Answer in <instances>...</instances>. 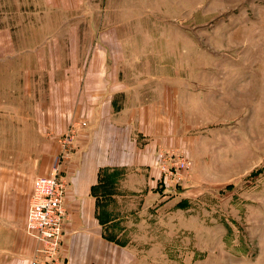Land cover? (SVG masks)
I'll use <instances>...</instances> for the list:
<instances>
[{"label":"rangeland","instance_id":"1","mask_svg":"<svg viewBox=\"0 0 264 264\" xmlns=\"http://www.w3.org/2000/svg\"><path fill=\"white\" fill-rule=\"evenodd\" d=\"M101 50L123 53L120 80L174 95L179 118L153 196L107 207L132 264H264V0H0V199L13 174H47L72 152L59 139L82 125L42 131L46 147L28 112L87 87Z\"/></svg>","mask_w":264,"mask_h":264},{"label":"crops","instance_id":"2","mask_svg":"<svg viewBox=\"0 0 264 264\" xmlns=\"http://www.w3.org/2000/svg\"><path fill=\"white\" fill-rule=\"evenodd\" d=\"M123 56L101 50L99 60H91L100 64L91 71L87 87L74 88L55 104L52 97H43V103L34 101L28 112L33 116L31 131L41 135L42 131L61 134L74 123L86 122L75 131L72 152L59 164L60 176L66 180L62 264L133 263V249L109 233L110 224L121 218L110 215L107 207L144 204L150 199L160 180L157 149L180 144V133L176 135L173 126L179 120L172 108L174 95L166 94L163 101L164 93L147 95L141 80L133 86L120 80ZM126 72L128 76L131 70ZM32 137V146L37 147V134ZM42 137L46 147L55 143L48 134ZM38 161L34 151L20 163ZM35 173L32 165L30 171L13 174L18 179L9 178L3 187L1 229L13 232L0 241V264H30L35 254L37 242L24 229Z\"/></svg>","mask_w":264,"mask_h":264},{"label":"built area","instance_id":"3","mask_svg":"<svg viewBox=\"0 0 264 264\" xmlns=\"http://www.w3.org/2000/svg\"><path fill=\"white\" fill-rule=\"evenodd\" d=\"M78 125L85 126L82 121ZM71 127L62 134L59 142L69 144L73 139ZM66 156L65 151L56 157L51 170L44 175L33 178L32 191L28 200L24 229L28 236L35 239L37 245L30 264H62L60 246L64 228L66 210L63 206L66 180L59 173L60 160ZM57 161V162H56Z\"/></svg>","mask_w":264,"mask_h":264}]
</instances>
